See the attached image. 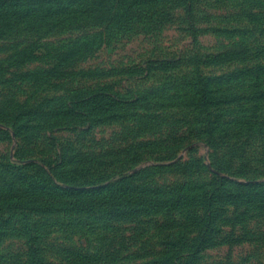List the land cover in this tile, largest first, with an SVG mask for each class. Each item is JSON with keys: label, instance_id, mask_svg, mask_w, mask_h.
<instances>
[{"label": "rangeland", "instance_id": "374dc122", "mask_svg": "<svg viewBox=\"0 0 264 264\" xmlns=\"http://www.w3.org/2000/svg\"><path fill=\"white\" fill-rule=\"evenodd\" d=\"M207 217L191 264H264V0H0V264H183Z\"/></svg>", "mask_w": 264, "mask_h": 264}, {"label": "trees", "instance_id": "16d2710c", "mask_svg": "<svg viewBox=\"0 0 264 264\" xmlns=\"http://www.w3.org/2000/svg\"><path fill=\"white\" fill-rule=\"evenodd\" d=\"M183 4L186 5L187 9L189 8V4H187V2L186 3L183 2ZM199 80H201V82L199 83V86H198L199 90L197 94L195 95V98H197L196 100H198L199 106H207L210 104V98L206 96L207 94L206 83L205 81H203V77H200ZM213 180L215 181V183L213 185L212 183H210L211 187H210V190L206 193V195L201 199V201H196L198 205L202 206V208L206 207L208 211H210L211 209H216V210L220 209L221 207L220 201L222 202V200H225V194H226L224 190L225 183L226 181H228L226 176L224 177L220 176ZM36 194L39 195L40 193H36ZM138 198L139 197L131 196L128 200L127 206L135 207L136 209L142 208L140 202L136 200ZM41 199H42L41 201L46 204L55 203L57 205L58 203H60V201L57 200V197H45L44 195V198H41ZM87 200H90V199H84V201H81V203L69 202V204L73 206L75 205L79 207L84 206V208L88 207L89 209H93L94 207H92V205H95V202H93L92 200L90 201H87ZM165 202H166L165 203L166 211H172L173 204L171 203V200L167 199ZM64 204H67V202H65ZM103 211L106 212L105 210ZM152 212L156 213L159 211L153 209ZM208 218L209 217H207L206 220L204 219V221L201 222L202 229L200 230L198 235L194 238L193 244L190 246V252L188 254V258L185 260L183 264H191L193 257L198 255L201 251H204L205 249L212 247V245L214 244V241L209 239V236H208V233L212 231V228L210 226L213 225L212 222H208Z\"/></svg>", "mask_w": 264, "mask_h": 264}]
</instances>
